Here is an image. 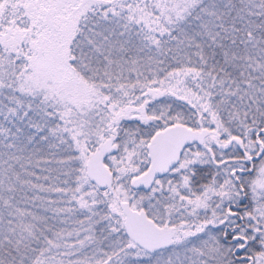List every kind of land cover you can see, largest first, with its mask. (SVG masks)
I'll return each instance as SVG.
<instances>
[{"label": "snow or ice", "instance_id": "1", "mask_svg": "<svg viewBox=\"0 0 264 264\" xmlns=\"http://www.w3.org/2000/svg\"><path fill=\"white\" fill-rule=\"evenodd\" d=\"M0 264H264V0H0Z\"/></svg>", "mask_w": 264, "mask_h": 264}]
</instances>
